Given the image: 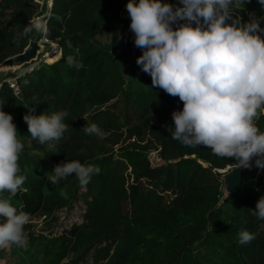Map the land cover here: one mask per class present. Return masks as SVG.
<instances>
[{
	"label": "trees",
	"instance_id": "trees-1",
	"mask_svg": "<svg viewBox=\"0 0 264 264\" xmlns=\"http://www.w3.org/2000/svg\"><path fill=\"white\" fill-rule=\"evenodd\" d=\"M128 2L0 0V65L40 39L44 26L62 49L59 61L17 79L18 95L9 83L0 86V106L13 116L25 145L19 163L26 177V191L0 198L29 213L31 221L65 208L67 194L74 191L86 206L84 221L52 241L61 258L68 252L78 255L73 264H264V221L253 215L264 196V170L257 181L225 197L219 171L239 167L238 161L171 137L172 113L181 111L183 102L154 88L136 63L143 50L135 46L131 18L124 15ZM164 2L179 6V0ZM45 11L38 31L33 20ZM250 14L264 28L258 0L232 12L241 23ZM26 27L32 31L24 34ZM104 27L110 39L101 45L97 38ZM69 56L84 67L69 66ZM29 108L36 115L67 111L63 137L46 144L32 139L23 119ZM93 123L104 139L85 134L84 126ZM257 126L264 131V116ZM152 152H158L161 164L151 162ZM70 160L101 171L86 188L75 175L52 184L48 177L54 167ZM241 231L255 239L239 244Z\"/></svg>",
	"mask_w": 264,
	"mask_h": 264
},
{
	"label": "clouds",
	"instance_id": "clouds-1",
	"mask_svg": "<svg viewBox=\"0 0 264 264\" xmlns=\"http://www.w3.org/2000/svg\"><path fill=\"white\" fill-rule=\"evenodd\" d=\"M246 2L251 0H179V6L164 0H129L126 7L134 44L143 50L136 63L151 76L154 88L183 102V109L172 113L171 137L185 146L202 145L221 158H234L239 167L251 168L255 159L256 167L264 170V131L257 126L264 116V28L255 14L247 23L232 16ZM258 3L264 7V0ZM31 31L26 27L24 34ZM67 63L77 70L84 67L71 56ZM67 116V111L36 115L29 108L23 119L31 138L46 144L63 137ZM84 132L100 139L106 135L95 123L84 126ZM20 136L13 116L0 106V194L26 191V177L20 175L25 147ZM100 171L70 160L56 165L48 179L57 184L75 175L86 188ZM253 215L264 221V196ZM0 217V249L23 247L30 214L0 198ZM253 239V234L241 231L238 242L244 245Z\"/></svg>",
	"mask_w": 264,
	"mask_h": 264
},
{
	"label": "rangeland",
	"instance_id": "rangeland-1",
	"mask_svg": "<svg viewBox=\"0 0 264 264\" xmlns=\"http://www.w3.org/2000/svg\"><path fill=\"white\" fill-rule=\"evenodd\" d=\"M39 3L42 5L43 1ZM50 4L51 1L48 2V8ZM124 15L130 18L127 8ZM45 16L46 11L43 12L41 17L33 20L37 30L42 26L41 20ZM109 39V31L104 27L97 41L103 45L107 43ZM61 58L62 56L56 58L50 64L59 61ZM16 71L19 70H0V86L3 82L8 83L16 79L17 76H14ZM149 158L154 165L161 164L158 152H152ZM226 172L228 171H223L221 174L225 175ZM224 196H226L225 193ZM66 199L67 203L65 208L57 210L53 215L41 213L30 221L25 233L26 243L23 247L13 246L11 249H1L4 252V259L0 264H73V260L77 258L78 255L68 252L65 257L61 258L62 253L53 249L52 241L55 238L61 237L73 226L83 223L86 206L79 196L78 198L76 197L74 191L67 194ZM46 247L48 249H46Z\"/></svg>",
	"mask_w": 264,
	"mask_h": 264
},
{
	"label": "water",
	"instance_id": "water-1",
	"mask_svg": "<svg viewBox=\"0 0 264 264\" xmlns=\"http://www.w3.org/2000/svg\"><path fill=\"white\" fill-rule=\"evenodd\" d=\"M42 51V46L39 43V39H34L29 42L28 47L24 50L23 53L13 56L7 60H5L0 65V70H11L17 68L18 70L26 67L27 65L34 62L39 52ZM16 70V69H15ZM161 160V156H159ZM225 175H223V180L225 182V187L227 186L226 190L229 188L232 189L225 197L236 193L240 190L245 184L253 181H257L260 175L262 174V169L256 167L254 163H252L251 168H244V167H236L230 168L228 167L226 170ZM223 171H219L222 173ZM226 179L229 180V185L227 184Z\"/></svg>",
	"mask_w": 264,
	"mask_h": 264
},
{
	"label": "built area",
	"instance_id": "built-area-1",
	"mask_svg": "<svg viewBox=\"0 0 264 264\" xmlns=\"http://www.w3.org/2000/svg\"><path fill=\"white\" fill-rule=\"evenodd\" d=\"M51 7H52V2L50 4V7L48 8V12L51 9ZM47 15L49 14L47 13ZM41 29L42 26L38 28V31H40ZM39 43L42 46V51L39 52L38 57L34 62L26 66L24 75L26 73H32L41 64H50L52 63L53 60L62 56V49L60 45L56 41L50 40L46 36V26L43 27V35L39 39ZM20 77L22 76L19 75L18 77H16V79L12 80V82H8L10 84V87L14 89L17 95L20 93L19 86L17 85V79Z\"/></svg>",
	"mask_w": 264,
	"mask_h": 264
},
{
	"label": "bare ground",
	"instance_id": "bare-ground-1",
	"mask_svg": "<svg viewBox=\"0 0 264 264\" xmlns=\"http://www.w3.org/2000/svg\"><path fill=\"white\" fill-rule=\"evenodd\" d=\"M14 69H17V68H14ZM226 181H227V184L229 185V180L228 179H226ZM226 188H227V186L225 187V194H228L232 189H228V190H226Z\"/></svg>",
	"mask_w": 264,
	"mask_h": 264
}]
</instances>
